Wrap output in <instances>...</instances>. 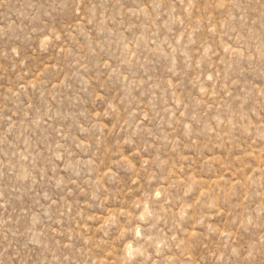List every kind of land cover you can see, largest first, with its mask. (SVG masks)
Listing matches in <instances>:
<instances>
[{
    "label": "rangeland",
    "instance_id": "1",
    "mask_svg": "<svg viewBox=\"0 0 264 264\" xmlns=\"http://www.w3.org/2000/svg\"><path fill=\"white\" fill-rule=\"evenodd\" d=\"M0 264H264V0H0Z\"/></svg>",
    "mask_w": 264,
    "mask_h": 264
}]
</instances>
